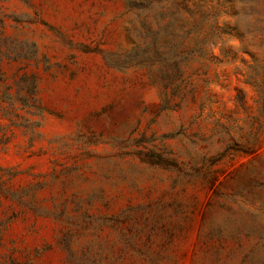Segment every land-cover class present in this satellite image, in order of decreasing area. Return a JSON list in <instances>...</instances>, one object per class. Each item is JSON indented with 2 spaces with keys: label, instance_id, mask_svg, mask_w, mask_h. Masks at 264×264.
I'll list each match as a JSON object with an SVG mask.
<instances>
[{
  "label": "rangeland",
  "instance_id": "1",
  "mask_svg": "<svg viewBox=\"0 0 264 264\" xmlns=\"http://www.w3.org/2000/svg\"><path fill=\"white\" fill-rule=\"evenodd\" d=\"M0 264H264V0H0Z\"/></svg>",
  "mask_w": 264,
  "mask_h": 264
}]
</instances>
